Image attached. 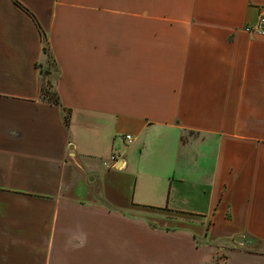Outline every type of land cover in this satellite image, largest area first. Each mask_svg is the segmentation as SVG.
I'll list each match as a JSON object with an SVG mask.
<instances>
[{"label": "crops", "instance_id": "0c3cea01", "mask_svg": "<svg viewBox=\"0 0 264 264\" xmlns=\"http://www.w3.org/2000/svg\"><path fill=\"white\" fill-rule=\"evenodd\" d=\"M17 1L0 0V264H264V35L245 31L264 0ZM40 28L69 129L41 97Z\"/></svg>", "mask_w": 264, "mask_h": 264}, {"label": "trees", "instance_id": "16d2710c", "mask_svg": "<svg viewBox=\"0 0 264 264\" xmlns=\"http://www.w3.org/2000/svg\"><path fill=\"white\" fill-rule=\"evenodd\" d=\"M13 2L18 7L27 11L17 0H13ZM40 32L43 43V52L45 53L48 61V66L45 72H49L48 75H42L41 77L42 80L41 97L42 100L45 101L46 103L55 105L61 109L64 123L66 127L69 129L71 125V112L62 106L61 99L56 91V85H55L57 79L59 78L60 71L59 68L57 67L55 60L53 59L46 33L42 31L41 28H40Z\"/></svg>", "mask_w": 264, "mask_h": 264}, {"label": "built area", "instance_id": "2783aa9c", "mask_svg": "<svg viewBox=\"0 0 264 264\" xmlns=\"http://www.w3.org/2000/svg\"><path fill=\"white\" fill-rule=\"evenodd\" d=\"M245 31L251 34L264 35V18H260L258 23L253 27H246ZM125 142L128 145H132L134 143V138L131 135L125 136ZM120 156L112 155L106 161H104V167L111 169L115 168L119 164Z\"/></svg>", "mask_w": 264, "mask_h": 264}, {"label": "rangeland", "instance_id": "374dc122", "mask_svg": "<svg viewBox=\"0 0 264 264\" xmlns=\"http://www.w3.org/2000/svg\"><path fill=\"white\" fill-rule=\"evenodd\" d=\"M115 144H116V146H118V151H120V152H123L124 150H126V147L124 146V144H123V142H122V140L121 139H119L118 138V140H116L115 141ZM130 147H132V149L134 148L133 146H130ZM112 155H110V156H108V157H105V159L103 160V163H104V161H106L108 158H110Z\"/></svg>", "mask_w": 264, "mask_h": 264}, {"label": "water", "instance_id": "95a60500", "mask_svg": "<svg viewBox=\"0 0 264 264\" xmlns=\"http://www.w3.org/2000/svg\"><path fill=\"white\" fill-rule=\"evenodd\" d=\"M48 74H49V72H44V73H41V76L42 75H48ZM236 241L239 242V243H241V244L246 243V240L245 239H242V238H238V239H236Z\"/></svg>", "mask_w": 264, "mask_h": 264}]
</instances>
